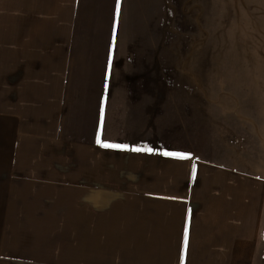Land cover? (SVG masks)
<instances>
[{
	"label": "crops",
	"instance_id": "crops-1",
	"mask_svg": "<svg viewBox=\"0 0 264 264\" xmlns=\"http://www.w3.org/2000/svg\"><path fill=\"white\" fill-rule=\"evenodd\" d=\"M88 9L0 0V264H255L264 177L253 166L104 146L121 135L104 71L86 70L113 55Z\"/></svg>",
	"mask_w": 264,
	"mask_h": 264
},
{
	"label": "rangeland",
	"instance_id": "rangeland-1",
	"mask_svg": "<svg viewBox=\"0 0 264 264\" xmlns=\"http://www.w3.org/2000/svg\"><path fill=\"white\" fill-rule=\"evenodd\" d=\"M82 1L110 39L113 56L88 59L86 72L104 71L119 145L216 167L233 154L264 177L263 0H119L118 12L117 0ZM55 248L74 246L64 238ZM256 249L264 264V221Z\"/></svg>",
	"mask_w": 264,
	"mask_h": 264
},
{
	"label": "snow or ice",
	"instance_id": "snow-or-ice-1",
	"mask_svg": "<svg viewBox=\"0 0 264 264\" xmlns=\"http://www.w3.org/2000/svg\"><path fill=\"white\" fill-rule=\"evenodd\" d=\"M118 6H119V0H117V12H118ZM104 146L105 147H122L120 145H109V144H105ZM123 147H126V146H123ZM149 151H150V149H149ZM165 154L166 155H184V154H177V153H165ZM185 243H186V241H185Z\"/></svg>",
	"mask_w": 264,
	"mask_h": 264
}]
</instances>
